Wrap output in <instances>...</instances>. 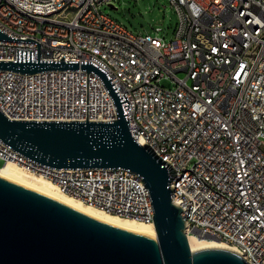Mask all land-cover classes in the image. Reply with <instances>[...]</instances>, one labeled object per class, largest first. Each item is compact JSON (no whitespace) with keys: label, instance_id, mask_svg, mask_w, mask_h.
Instances as JSON below:
<instances>
[{"label":"built area","instance_id":"built-area-1","mask_svg":"<svg viewBox=\"0 0 264 264\" xmlns=\"http://www.w3.org/2000/svg\"><path fill=\"white\" fill-rule=\"evenodd\" d=\"M169 1L177 23L166 41L101 9L115 0H0V61L78 64L0 69V111L20 120L111 121L113 96L100 74L82 67L94 65L118 95L133 139L174 169L171 196L186 210L187 236L230 240L250 264H264V0ZM0 158L88 205L153 224L149 190L129 168H57L1 139ZM179 171L186 179L174 184Z\"/></svg>","mask_w":264,"mask_h":264},{"label":"water","instance_id":"water-1","mask_svg":"<svg viewBox=\"0 0 264 264\" xmlns=\"http://www.w3.org/2000/svg\"><path fill=\"white\" fill-rule=\"evenodd\" d=\"M0 37L6 35L0 32ZM77 67L64 61H0V69L28 73ZM82 67L102 76L117 108L113 120H20L0 111V139L24 156L57 168L131 169L149 190L155 237L107 224L0 175V264H250L228 247L191 249L182 207L171 196L174 169L133 139L104 73L92 64Z\"/></svg>","mask_w":264,"mask_h":264},{"label":"bare ground","instance_id":"bare-ground-1","mask_svg":"<svg viewBox=\"0 0 264 264\" xmlns=\"http://www.w3.org/2000/svg\"><path fill=\"white\" fill-rule=\"evenodd\" d=\"M23 16L32 17V10L23 9ZM240 18H248V11H240ZM0 175L50 195L107 224H111L140 235L155 237L156 233L153 224L105 212L103 211V205H94V207L88 205L78 198L62 192L52 180L37 174L29 173L13 162H8L5 165L0 166ZM185 179L186 171H179L178 177H174V184H181V180ZM181 215L184 219H186V210H182ZM188 242L191 249L205 246H221L233 249L232 242L227 239H220L219 241L213 238H202L195 235H189ZM236 246L241 248V250H248V241L245 240V238H236Z\"/></svg>","mask_w":264,"mask_h":264},{"label":"rangeland","instance_id":"rangeland-1","mask_svg":"<svg viewBox=\"0 0 264 264\" xmlns=\"http://www.w3.org/2000/svg\"><path fill=\"white\" fill-rule=\"evenodd\" d=\"M101 9L130 30L157 33L166 41L173 39L177 13L169 0H115L113 7L102 5ZM157 28H160L158 32ZM161 84L172 86L174 83L170 78H162Z\"/></svg>","mask_w":264,"mask_h":264},{"label":"trees","instance_id":"trees-1","mask_svg":"<svg viewBox=\"0 0 264 264\" xmlns=\"http://www.w3.org/2000/svg\"><path fill=\"white\" fill-rule=\"evenodd\" d=\"M1 166V165H0Z\"/></svg>","mask_w":264,"mask_h":264}]
</instances>
